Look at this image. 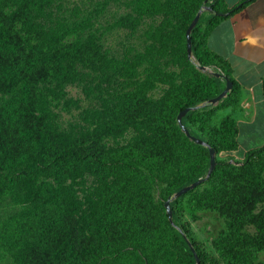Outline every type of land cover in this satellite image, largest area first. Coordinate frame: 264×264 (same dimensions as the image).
I'll return each instance as SVG.
<instances>
[{"label":"trees","instance_id":"obj_1","mask_svg":"<svg viewBox=\"0 0 264 264\" xmlns=\"http://www.w3.org/2000/svg\"><path fill=\"white\" fill-rule=\"evenodd\" d=\"M251 1L241 0L226 8L223 0H137L143 14L184 20L180 27L181 60L189 67L192 79L158 102L141 94L122 93L101 129L94 130L91 136L64 142L39 114L42 86L60 81L68 65L99 63L102 57L87 43L59 42L53 49L33 43L24 30L28 17L26 0L16 9L9 8V0H0V170L36 164L31 171L2 175L0 193H9L26 180L31 184L37 173L52 179L37 184L28 208L2 221L1 255L13 258L15 264H95L101 256L135 240L151 253L141 264H163L165 249L172 243L178 264H194L185 238L199 264H216L199 252L187 229L172 217L174 227L168 223L164 202L159 215L149 190L154 182L163 180L167 199L206 174V149L188 142L175 122L179 112L206 103L224 88L218 89L220 79H209L197 70L198 66L217 70L212 73L224 77L231 89L214 106L188 112L181 122L190 136L191 131L201 136L203 139L199 140L214 154L236 150L237 127L233 118L226 115L217 126H211L210 120L215 112L236 106L239 87L231 77L227 61L206 47V38L214 26ZM202 6L209 8L208 18L200 36L195 33L196 25L190 32V61L186 57L184 33ZM261 89L264 96V79ZM129 127H142L148 133H140L116 149L101 147L102 136H117ZM192 146L200 152L198 157L191 153ZM263 166L264 145L244 153L237 167L215 162L206 180L225 167L230 182L224 187L216 182L219 184L191 198L194 208L215 212L222 219L223 230L212 247L225 264H253L264 249V178L260 177ZM78 168L95 175L102 183L96 211L86 219L85 231L77 226L76 217L64 200V180ZM232 172L236 181L232 180ZM250 175L254 179L248 181ZM109 177L111 182L106 185ZM257 204L259 210L255 212ZM248 227L254 229L253 234L245 232ZM123 257L120 253L107 264H124Z\"/></svg>","mask_w":264,"mask_h":264},{"label":"rangeland","instance_id":"obj_2","mask_svg":"<svg viewBox=\"0 0 264 264\" xmlns=\"http://www.w3.org/2000/svg\"><path fill=\"white\" fill-rule=\"evenodd\" d=\"M24 1L9 0V8L16 9ZM25 4L28 17L24 30L33 43L49 49L59 42L87 43L102 57L99 63L68 65L60 81L42 86L39 114L45 125L53 129L64 142L91 136L94 130L101 129L108 111L115 106L122 93L141 94L152 102H158L169 91L181 88L192 79L189 67L181 60L182 18L143 14L138 10L137 0H26ZM207 18L208 12L203 11L195 27L198 36L203 33ZM205 68L207 71L202 73L214 79L211 72L217 70ZM218 81V89L223 88V82ZM224 109L213 114L211 126L218 125L225 115ZM140 133L147 134L148 129L129 127L117 136H102L100 145L105 150L116 149L130 143ZM191 134L203 139L193 131ZM191 153L197 157L200 154L193 146ZM242 154L240 146L234 154H215L214 160L237 167L243 160L240 158ZM35 168L34 162L21 164L9 171L0 170V177L8 172L31 171ZM226 171L223 167L211 180H205L189 193L169 203L171 217L179 226L187 229L189 239L196 243L199 252L212 258L216 264H225L212 247V242L223 230V221L215 212L194 208L191 198L219 183L223 187L227 186L230 173L226 174ZM233 175L234 172L231 177L236 181ZM260 177L264 178V166ZM247 179L253 180V175ZM40 182H52V179L37 173L31 184L26 180L11 192L0 193V224L10 215L29 207L31 194ZM110 182L109 177L105 184ZM101 184L95 175L83 168H78L64 180L65 205L76 217L77 226L82 231H85L86 219L96 211L97 192ZM149 191L151 203L161 215V205L166 199L164 181L154 182ZM258 210L259 204L255 212ZM245 230L249 235L254 233L252 227ZM120 253L124 254V264L145 263L151 256L148 250L133 240L116 252L101 256L95 264H107ZM0 264L15 262L13 258L0 254ZM163 264H178L173 243L165 249ZM253 264H264V249L256 255Z\"/></svg>","mask_w":264,"mask_h":264},{"label":"crops","instance_id":"obj_3","mask_svg":"<svg viewBox=\"0 0 264 264\" xmlns=\"http://www.w3.org/2000/svg\"><path fill=\"white\" fill-rule=\"evenodd\" d=\"M240 1L223 3L231 8ZM206 47L227 61L239 87L236 106L222 111L236 123V149L242 146L243 158L246 151L264 145V0H252L214 26L206 38Z\"/></svg>","mask_w":264,"mask_h":264},{"label":"water","instance_id":"obj_4","mask_svg":"<svg viewBox=\"0 0 264 264\" xmlns=\"http://www.w3.org/2000/svg\"><path fill=\"white\" fill-rule=\"evenodd\" d=\"M203 11H207L209 12V8L208 7H205V6H202L197 12L196 14L194 15V17L192 18L191 22L189 23V25L187 26L186 30H185V33H184V37H185V50H186V57L188 60L192 61V56H191V45H190V32L191 30L193 29V27L196 25L201 13ZM197 70L200 71V72H206L207 69L205 67H200L198 66L197 67ZM211 74L213 75L214 78L216 79H220L223 83H224V88L223 90L217 95L215 96L214 98L208 100L206 103L200 105V106H196V107H190V108H185L184 110H182L181 112H179L176 117H175V122H176V125L177 127L179 128L180 132L184 135V137L194 143L195 145H198V146H202L206 149V152H207V155H208V168H207V171H206V174H205V177L202 178V179H197L196 181H194L193 183L185 186V187H182L181 189H179L177 192H175L171 197L167 198L164 203H163V209H164V212H165V215H166V219L168 221V223L174 227V225L172 224L171 222V211H170V208H169V203L170 201L174 200V199H177L181 196H183L184 194H186L187 192L191 191L192 189L196 188L197 186H199L200 184H202L210 175V173L212 172L213 168H214V165H215V160H214V151L212 148L208 147L204 142L200 141L199 139H196L192 136L189 135L187 129L183 126L181 120L182 118L188 113V112H191V111H195L205 105H215L217 102L221 101L226 95L227 93L230 91L231 89V84L224 78L222 77L219 73H212ZM175 229H177L175 227ZM178 230V229H177ZM186 244H187V247L190 251V254L192 256V259L194 261V264H199V259L195 253V251L193 250L192 246L190 245L189 241L186 240L184 238Z\"/></svg>","mask_w":264,"mask_h":264}]
</instances>
